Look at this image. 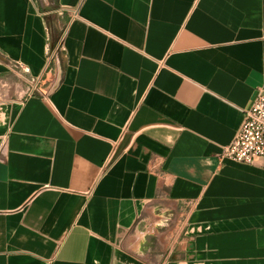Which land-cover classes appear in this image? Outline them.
Instances as JSON below:
<instances>
[{"label": "crops", "instance_id": "1", "mask_svg": "<svg viewBox=\"0 0 264 264\" xmlns=\"http://www.w3.org/2000/svg\"><path fill=\"white\" fill-rule=\"evenodd\" d=\"M256 87L264 0H0V264H264Z\"/></svg>", "mask_w": 264, "mask_h": 264}, {"label": "built area", "instance_id": "2", "mask_svg": "<svg viewBox=\"0 0 264 264\" xmlns=\"http://www.w3.org/2000/svg\"><path fill=\"white\" fill-rule=\"evenodd\" d=\"M63 33L48 46V60L59 57ZM264 156V88L256 87L234 137L223 146L220 158L253 163Z\"/></svg>", "mask_w": 264, "mask_h": 264}, {"label": "trees", "instance_id": "3", "mask_svg": "<svg viewBox=\"0 0 264 264\" xmlns=\"http://www.w3.org/2000/svg\"><path fill=\"white\" fill-rule=\"evenodd\" d=\"M52 43H53V42H52ZM52 43H51V44H52Z\"/></svg>", "mask_w": 264, "mask_h": 264}]
</instances>
